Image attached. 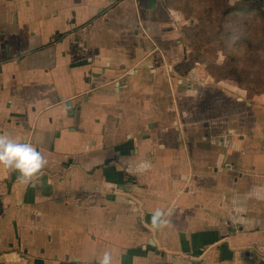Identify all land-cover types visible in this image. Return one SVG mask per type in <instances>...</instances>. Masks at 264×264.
<instances>
[{"label": "crops", "instance_id": "crops-1", "mask_svg": "<svg viewBox=\"0 0 264 264\" xmlns=\"http://www.w3.org/2000/svg\"><path fill=\"white\" fill-rule=\"evenodd\" d=\"M162 5L141 24L137 0H0V133L47 161L0 166L1 263L264 264V154L179 70L187 16Z\"/></svg>", "mask_w": 264, "mask_h": 264}, {"label": "rangeland", "instance_id": "rangeland-1", "mask_svg": "<svg viewBox=\"0 0 264 264\" xmlns=\"http://www.w3.org/2000/svg\"><path fill=\"white\" fill-rule=\"evenodd\" d=\"M189 1L186 11V0H175L187 16L184 32L189 45L179 70L226 92L236 102L247 148L264 154V13L252 10L224 17V8L239 0ZM260 11L264 12L263 0ZM221 30L231 33L225 50L217 43Z\"/></svg>", "mask_w": 264, "mask_h": 264}, {"label": "clouds", "instance_id": "clouds-1", "mask_svg": "<svg viewBox=\"0 0 264 264\" xmlns=\"http://www.w3.org/2000/svg\"><path fill=\"white\" fill-rule=\"evenodd\" d=\"M47 163L42 154L28 142H18L8 134L0 133V166L19 173L18 178L30 179ZM171 214L169 210L168 215ZM159 210L152 215V226L159 227L166 223L160 220ZM111 255L105 252L99 264H110Z\"/></svg>", "mask_w": 264, "mask_h": 264}, {"label": "trees", "instance_id": "trees-1", "mask_svg": "<svg viewBox=\"0 0 264 264\" xmlns=\"http://www.w3.org/2000/svg\"><path fill=\"white\" fill-rule=\"evenodd\" d=\"M257 10L260 13H264L260 11V2L256 0H239L238 3L234 5H228V7L224 8L223 14L224 17L234 13V12H246ZM231 38V33L228 30H221L220 36L217 39V43L222 47L223 50L228 48V40ZM229 58L232 61L236 60V56L234 54H230Z\"/></svg>", "mask_w": 264, "mask_h": 264}, {"label": "bare ground", "instance_id": "bare-ground-1", "mask_svg": "<svg viewBox=\"0 0 264 264\" xmlns=\"http://www.w3.org/2000/svg\"><path fill=\"white\" fill-rule=\"evenodd\" d=\"M144 5V16L146 18H157L159 20L163 19V16L166 15L165 12H162L163 5L160 3V0H142ZM172 19L168 17V20Z\"/></svg>", "mask_w": 264, "mask_h": 264}, {"label": "built area", "instance_id": "built-area-1", "mask_svg": "<svg viewBox=\"0 0 264 264\" xmlns=\"http://www.w3.org/2000/svg\"><path fill=\"white\" fill-rule=\"evenodd\" d=\"M164 2V0H160V3L162 4ZM137 10H138V16H139V21L141 24H150V23H157V22H160L161 20L157 19V18H146L144 16V5H143V2L142 0H137ZM172 18H174L172 16ZM172 22H174L172 19H171ZM0 264H3L0 262Z\"/></svg>", "mask_w": 264, "mask_h": 264}, {"label": "water", "instance_id": "water-1", "mask_svg": "<svg viewBox=\"0 0 264 264\" xmlns=\"http://www.w3.org/2000/svg\"><path fill=\"white\" fill-rule=\"evenodd\" d=\"M72 102H68V105L67 106H69V107H72Z\"/></svg>", "mask_w": 264, "mask_h": 264}]
</instances>
